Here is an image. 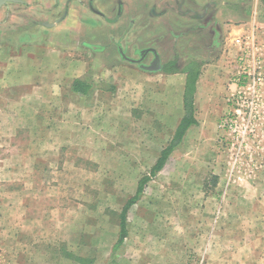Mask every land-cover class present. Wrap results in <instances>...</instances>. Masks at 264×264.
<instances>
[{
  "label": "rangeland",
  "instance_id": "obj_1",
  "mask_svg": "<svg viewBox=\"0 0 264 264\" xmlns=\"http://www.w3.org/2000/svg\"><path fill=\"white\" fill-rule=\"evenodd\" d=\"M260 31L242 57L226 47L213 105L201 107L198 126L127 211L121 245V210L172 125L103 115L76 140L71 120L21 123L2 154L0 264H264V26ZM71 101L63 114L76 113ZM46 125L55 134L48 139L24 135ZM29 162L43 169L32 171Z\"/></svg>",
  "mask_w": 264,
  "mask_h": 264
},
{
  "label": "crops",
  "instance_id": "obj_2",
  "mask_svg": "<svg viewBox=\"0 0 264 264\" xmlns=\"http://www.w3.org/2000/svg\"><path fill=\"white\" fill-rule=\"evenodd\" d=\"M263 26L264 0H0V171L21 123L71 120L78 140L101 116L126 114L132 123L172 125L169 143L185 115L187 76L176 71L201 63L193 95L199 124L201 107L213 105L226 47L242 57ZM146 49L156 51L160 71H143L121 55L138 60ZM142 54L141 64L151 65L153 55ZM74 85L88 90L74 93ZM69 100L76 113L65 115ZM51 134L48 125L24 133L33 140ZM25 166L43 169L36 162Z\"/></svg>",
  "mask_w": 264,
  "mask_h": 264
},
{
  "label": "trees",
  "instance_id": "obj_3",
  "mask_svg": "<svg viewBox=\"0 0 264 264\" xmlns=\"http://www.w3.org/2000/svg\"><path fill=\"white\" fill-rule=\"evenodd\" d=\"M201 67V63L197 60H194L191 64L186 66V71L184 70H177L176 72L184 73L187 76L186 79V88H185V95H184V111L185 115L183 119L180 121L178 127L175 130V133L168 143L167 147L164 148L160 156L158 157L157 161L153 165L150 170L149 175L142 177L137 185V189L135 195L131 197L126 204L123 206L121 213H120V222H119V239L117 242V246L121 245L127 235V225H126V214L127 211L133 206L141 197L144 187L150 182L156 175L159 173L165 166V163L171 153L179 146L180 142L185 136L186 130L193 126L197 125L198 123L195 121L193 117V95L196 89V81L199 76V68ZM175 73V72H174ZM82 88L80 90H76L75 85L73 88L74 93H85L88 89Z\"/></svg>",
  "mask_w": 264,
  "mask_h": 264
},
{
  "label": "water",
  "instance_id": "obj_4",
  "mask_svg": "<svg viewBox=\"0 0 264 264\" xmlns=\"http://www.w3.org/2000/svg\"><path fill=\"white\" fill-rule=\"evenodd\" d=\"M151 53L154 57L153 59V62L151 65H144V64H141V61H142V58H143V54L142 53ZM122 57L124 60L130 62V63H134V64H138V67L140 69H142L143 71H147V72H157V71H160L162 68L160 66V59L156 53V51L154 49H146L144 51H141L140 53V59L138 60H134V59H130V58H127L123 55V53H121Z\"/></svg>",
  "mask_w": 264,
  "mask_h": 264
},
{
  "label": "built area",
  "instance_id": "obj_5",
  "mask_svg": "<svg viewBox=\"0 0 264 264\" xmlns=\"http://www.w3.org/2000/svg\"><path fill=\"white\" fill-rule=\"evenodd\" d=\"M244 54H246V53H244Z\"/></svg>",
  "mask_w": 264,
  "mask_h": 264
}]
</instances>
